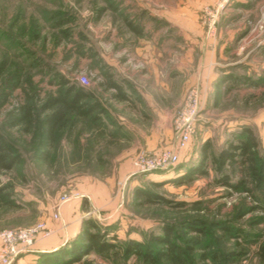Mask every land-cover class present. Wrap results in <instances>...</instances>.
Returning a JSON list of instances; mask_svg holds the SVG:
<instances>
[{
  "label": "rangeland",
  "instance_id": "obj_1",
  "mask_svg": "<svg viewBox=\"0 0 264 264\" xmlns=\"http://www.w3.org/2000/svg\"><path fill=\"white\" fill-rule=\"evenodd\" d=\"M150 1L0 0V91L12 70L20 76L0 107V133L20 156L10 172L0 171V194L11 200L0 204V231L37 224L50 231L11 264L65 254L84 231L106 234L112 248L66 264H170L161 257L165 238L188 264H264L263 188L244 178L238 163L222 173L212 163L244 128L264 162V0L221 7L204 0L197 8L181 0L180 18L196 19L207 59L192 82L181 73L169 94L144 91L151 78H141L147 66L134 56L137 38L150 35L171 4ZM71 86L99 105L96 121L70 113L50 138L42 136L40 106ZM191 88L201 110L178 163L136 170L138 156L174 145V123ZM21 107L33 109L32 125L11 127ZM200 165L202 175L176 181ZM129 243L137 252L127 251Z\"/></svg>",
  "mask_w": 264,
  "mask_h": 264
},
{
  "label": "trees",
  "instance_id": "obj_2",
  "mask_svg": "<svg viewBox=\"0 0 264 264\" xmlns=\"http://www.w3.org/2000/svg\"><path fill=\"white\" fill-rule=\"evenodd\" d=\"M133 29L136 31L135 28ZM5 65L6 61L0 64V76L6 69ZM19 81L20 76L18 71L15 69L12 70L6 81L4 89L0 91V107L7 101L10 92L19 86ZM109 86L110 88L118 89L114 82H110ZM118 93V98L123 100L124 96L120 91H118ZM87 101L88 94L86 91L82 87L75 88L72 86L59 92L56 96L48 98L47 101L40 106L39 113L43 115L40 120V114H37L41 135L50 138L51 134L62 123L64 117L70 113H75L82 118L95 122L96 118L93 115L97 111L99 105L96 103L89 104ZM32 112V108L21 107L16 115H13L9 125L14 127L24 123L27 126H31V119L33 117ZM44 113L47 114L44 115ZM236 139L238 140L237 143L229 144L226 150H221L218 156L212 160V163L216 167L215 171L222 173L223 169L228 164L238 163L243 169V177L248 179L249 182L262 187L264 190V162H258L257 143L253 133L244 128ZM204 157L202 162L206 159ZM19 161L20 156L16 149H14L0 133V171L10 172L14 166L19 163ZM203 173L204 171L202 165L197 167L194 166L185 174L177 178L176 181L183 183L186 182V180H190L191 178L202 175ZM221 182L222 185H226L227 183L224 178ZM146 201L155 202L149 198H146ZM0 204L10 205L11 200L7 195L0 194ZM92 227L95 229L94 226ZM105 235L106 234L98 232L92 233L84 231L78 239L71 243L69 250H66L67 252H65V254L59 256L58 253L55 257L50 256L39 264H66L67 261L75 262L78 261L81 256L86 255L90 251H95L98 254L106 253L110 248H112V244L105 241ZM135 246L137 245H131V243H129L126 246V249L128 252H137V249L134 248ZM165 248L166 249L161 257H165L170 264L189 263L186 262L188 258L186 257L185 252L175 248L174 245H169L168 238H165ZM261 253H263L264 256V248L261 249ZM158 256L160 255L158 254Z\"/></svg>",
  "mask_w": 264,
  "mask_h": 264
},
{
  "label": "crops",
  "instance_id": "obj_3",
  "mask_svg": "<svg viewBox=\"0 0 264 264\" xmlns=\"http://www.w3.org/2000/svg\"><path fill=\"white\" fill-rule=\"evenodd\" d=\"M162 1L151 0L150 2L156 8H162ZM169 1L171 4L168 9L159 11L164 16L161 20L158 19L161 23L155 30H151L146 38H137V45L134 47V56L137 59H143L142 61L145 60L147 66L141 78L147 76L151 78V81L145 85V92L148 90L169 94V91L177 85L178 76L181 73L186 76L189 83L195 76V69L205 67L207 53L202 47L203 36L196 19H187L188 14L186 19L180 18L181 0ZM204 2V0H186L183 3L184 6L190 4V7L197 8ZM148 27L146 25L144 31L148 32ZM113 65L116 67L115 64ZM162 97L165 98V96ZM168 133L171 136L170 130ZM52 245L54 244L48 242L46 249L52 248Z\"/></svg>",
  "mask_w": 264,
  "mask_h": 264
},
{
  "label": "built area",
  "instance_id": "obj_4",
  "mask_svg": "<svg viewBox=\"0 0 264 264\" xmlns=\"http://www.w3.org/2000/svg\"><path fill=\"white\" fill-rule=\"evenodd\" d=\"M227 0H215V4L221 7ZM83 85L88 83L86 76L79 77ZM201 110V97L197 88H191L188 92L182 108L174 123L175 143L152 156L140 155L134 162L136 170L147 172L153 170H167L178 163L181 153L186 149L194 133L195 123ZM66 197H62V202ZM58 212V211H57ZM52 218L56 219L58 214ZM50 234V231L42 224H37L24 229L0 231V264L11 262L31 249L36 241Z\"/></svg>",
  "mask_w": 264,
  "mask_h": 264
}]
</instances>
